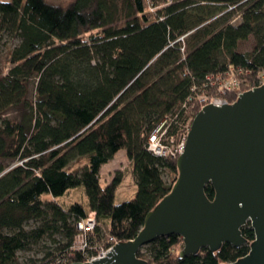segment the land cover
<instances>
[{
	"label": "trees",
	"instance_id": "trees-1",
	"mask_svg": "<svg viewBox=\"0 0 264 264\" xmlns=\"http://www.w3.org/2000/svg\"><path fill=\"white\" fill-rule=\"evenodd\" d=\"M5 36L15 43L0 64V264H21L18 252L41 243L42 257L30 264L85 262L132 240L177 177L176 159L147 150L152 130L164 122L177 140L200 110L202 92L234 101V92L210 86L229 70L243 92L264 76V0H0V43ZM249 38L253 49L239 52ZM121 150L136 192L115 204L122 176L102 186L100 169ZM81 158L86 164L69 170ZM76 188L95 227L85 253L69 257L86 210L42 196L58 199ZM204 192L213 198L211 185ZM241 234L247 243L240 247L225 243L182 258L179 236L158 237L137 257L228 264L249 251V223Z\"/></svg>",
	"mask_w": 264,
	"mask_h": 264
},
{
	"label": "water",
	"instance_id": "water-1",
	"mask_svg": "<svg viewBox=\"0 0 264 264\" xmlns=\"http://www.w3.org/2000/svg\"><path fill=\"white\" fill-rule=\"evenodd\" d=\"M177 177L170 191L150 210L136 236L115 243L104 256L71 264H147L141 247L158 237L182 239L179 257L201 248L216 252L227 243H247L248 253L228 264H264V83L244 91L233 103L200 108L191 120ZM211 185L214 196L205 195Z\"/></svg>",
	"mask_w": 264,
	"mask_h": 264
},
{
	"label": "rangeland",
	"instance_id": "rangeland-1",
	"mask_svg": "<svg viewBox=\"0 0 264 264\" xmlns=\"http://www.w3.org/2000/svg\"><path fill=\"white\" fill-rule=\"evenodd\" d=\"M6 1V0H5ZM51 3H59V4H65L70 0H47ZM239 21V16L234 15L233 19L231 20L230 23L232 24H237ZM15 43V39L10 36H5L2 42L0 43V64L2 66H5L6 63V53L7 50ZM254 47V41L252 38H249L246 41L240 42L238 44V51L239 52H250ZM237 82V80H236ZM262 85V84H261ZM260 86V85H259ZM218 92V91H217ZM243 91H240L242 93ZM221 94V92H219ZM209 94V93H208ZM235 99L236 94H233ZM213 98H217L216 96H213ZM222 98V97H219ZM227 100L226 98H222ZM228 101V100H227ZM234 101L230 102L233 103ZM229 102V101H228ZM8 116H12V113L7 114ZM87 159L86 158H81L78 161H74L69 165V170L71 171H76L79 167L83 166L86 164ZM117 172H120L122 179L118 187L116 188L115 191V197L114 201L115 204H119L125 201H128L132 199L135 195L136 192V186L134 184V179L132 176V167L130 162L127 160L125 155L121 154V152H118V154L115 156L114 160L104 166L101 170L100 174V183L102 186L105 184L109 183L112 178L115 176ZM165 180H170V175H164ZM42 199L45 201L48 200H54L55 202L59 203L63 208H67L70 206L72 203H79L84 207L86 210V217L91 215L93 213L92 210H90L87 207V203L85 202V197H84V192L82 188H76L73 189L69 192H67L65 195H63L61 198H52L48 194H45L42 196ZM102 230L105 233L107 231V227L103 224L102 225ZM44 243H41V246H32L28 250L25 251H20L18 252V257L19 261L21 264H30V261H35L38 263V260L42 257V246ZM100 253V251H99Z\"/></svg>",
	"mask_w": 264,
	"mask_h": 264
},
{
	"label": "built area",
	"instance_id": "built-area-1",
	"mask_svg": "<svg viewBox=\"0 0 264 264\" xmlns=\"http://www.w3.org/2000/svg\"><path fill=\"white\" fill-rule=\"evenodd\" d=\"M211 79V78H207ZM264 83V76H260L259 78V85ZM204 86H207L205 84ZM211 87H216L219 92H231L236 94V98L239 96L240 91L238 90V84L234 79V71L229 70L228 76L224 77H216L210 82ZM217 97V96H216ZM197 100L201 103V108L207 104H212L215 106H221L222 104H229L225 99L222 98H213L206 93H201L197 97ZM192 120V119H191ZM191 123V121H190ZM190 123H187L183 127V131H181L175 140L172 136L167 134L166 126H164V122L158 124L150 133L149 137L147 138L146 148L147 150L151 151L154 155L164 157V158H171L177 159L178 156L183 152L184 145L186 141L187 132L190 126ZM95 227V220H94V212L91 213L90 216L82 220L78 223L77 229L79 231L78 235L75 236L72 246L69 249V257H72L75 253H85V251L89 248L87 235L94 229ZM117 242H114L111 246L107 249L101 250L96 256H93L87 261H92L99 257H102L106 254V252ZM85 261V262H87ZM57 264H67L66 259L63 262H58Z\"/></svg>",
	"mask_w": 264,
	"mask_h": 264
},
{
	"label": "crops",
	"instance_id": "crops-1",
	"mask_svg": "<svg viewBox=\"0 0 264 264\" xmlns=\"http://www.w3.org/2000/svg\"><path fill=\"white\" fill-rule=\"evenodd\" d=\"M119 152H121V154L125 155V152H124V151L121 150V151H119ZM117 154H118V152L114 155V157H113L112 160H110L107 164H105V165H103V166L101 167V169H100V174H101V170H102V168H103L104 166L110 164V163L114 160V158H115V156H116Z\"/></svg>",
	"mask_w": 264,
	"mask_h": 264
}]
</instances>
